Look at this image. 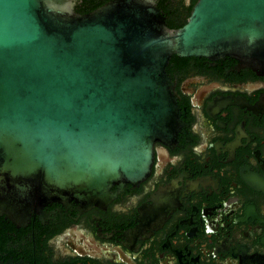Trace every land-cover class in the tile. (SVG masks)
<instances>
[{"label": "water", "instance_id": "water-1", "mask_svg": "<svg viewBox=\"0 0 264 264\" xmlns=\"http://www.w3.org/2000/svg\"><path fill=\"white\" fill-rule=\"evenodd\" d=\"M172 55L264 76V0H0V221L145 179L177 136Z\"/></svg>", "mask_w": 264, "mask_h": 264}, {"label": "flooded vegetation", "instance_id": "flooded-vegetation-1", "mask_svg": "<svg viewBox=\"0 0 264 264\" xmlns=\"http://www.w3.org/2000/svg\"><path fill=\"white\" fill-rule=\"evenodd\" d=\"M165 70L174 145L155 142L149 174L104 211L0 221V264H264V76L230 57Z\"/></svg>", "mask_w": 264, "mask_h": 264}, {"label": "trees", "instance_id": "trees-1", "mask_svg": "<svg viewBox=\"0 0 264 264\" xmlns=\"http://www.w3.org/2000/svg\"><path fill=\"white\" fill-rule=\"evenodd\" d=\"M178 57H179V56H176V55H172V56H171L172 59H175V58H178ZM171 58H170V59H171Z\"/></svg>", "mask_w": 264, "mask_h": 264}]
</instances>
